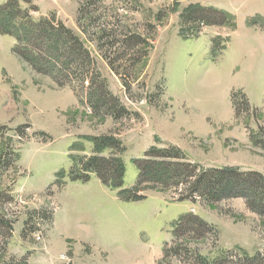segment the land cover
<instances>
[{"label":"rangeland","instance_id":"374dc122","mask_svg":"<svg viewBox=\"0 0 264 264\" xmlns=\"http://www.w3.org/2000/svg\"><path fill=\"white\" fill-rule=\"evenodd\" d=\"M15 1L16 25L40 33L20 50L49 65L35 70L0 33V264L264 255V216L247 198L139 183L134 163L174 148L196 167L183 179L234 170L264 186V0ZM100 138L113 142L97 153ZM93 157L122 162L121 187L89 172ZM187 215L207 226L175 235Z\"/></svg>","mask_w":264,"mask_h":264},{"label":"trees","instance_id":"16d2710c","mask_svg":"<svg viewBox=\"0 0 264 264\" xmlns=\"http://www.w3.org/2000/svg\"><path fill=\"white\" fill-rule=\"evenodd\" d=\"M16 2L17 1L15 0H8L5 5L0 6V33L13 36L17 41V45L18 42H25L28 46L30 42L40 40L38 37L40 36V33L37 34L39 25H29L30 22L29 24L23 22L21 25L17 26L15 23V13L18 8ZM58 34L62 35L61 33ZM54 36H57L56 39L54 41L50 39L49 41L51 43H48V45L51 47V52L59 53L60 48L58 46L60 45V42L57 39L59 36ZM76 51L77 49L73 48V52ZM14 53L29 62L33 68L39 72H44L43 70H45V67L43 66L49 62H46L47 60L44 61L41 57L34 56L30 51L20 50L19 45L15 47ZM37 62H39L42 67L36 66V64H38ZM80 62L81 59L79 58V63ZM92 141L94 142L95 151L97 153L111 147V143L113 142V140L108 138L93 139ZM173 153H179V151L174 148H171V150H159L153 147L146 153L142 160H135L134 163L138 169L140 177L139 183L144 179L145 181L167 185L168 182L174 180L175 185H192L195 195L199 194L206 198L213 197L220 199L231 195L245 197L250 202L249 206H251L254 211L264 216V186H260V188L258 187L259 182L256 175L251 174L242 178L239 177L234 170H216L204 172L201 173V175L195 174L194 178L191 175L187 176V178L185 176V179H183V173H189L187 172L190 170L189 168L195 171L196 167L194 168L190 164H180L179 162H175V159L179 158V156ZM86 167L89 172L95 173L100 178L101 182L107 186L119 188L123 184L125 168L119 159L112 161L93 157L86 164ZM112 173V178L107 180L105 174ZM60 174L61 173H59V175ZM260 185H262L261 182ZM134 198L137 200L140 199V197ZM192 221H197L199 228L207 226L205 222L197 220L194 216L187 215L179 220L175 229V235L178 234V231H180V228L182 229L184 224L187 225ZM193 225L195 226V224ZM169 250V248L164 250L165 257L169 253ZM226 253L213 261L198 256L197 259L194 258L195 260H193V264H221L226 259ZM240 253L242 258H239V261L236 264H264V255L256 254L250 257L245 252L240 251Z\"/></svg>","mask_w":264,"mask_h":264}]
</instances>
